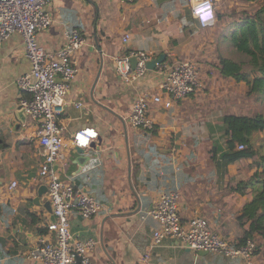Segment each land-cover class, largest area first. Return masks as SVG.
Wrapping results in <instances>:
<instances>
[{
	"label": "crops",
	"instance_id": "obj_1",
	"mask_svg": "<svg viewBox=\"0 0 264 264\" xmlns=\"http://www.w3.org/2000/svg\"><path fill=\"white\" fill-rule=\"evenodd\" d=\"M44 10L52 21L36 36L43 51L62 47L67 29H77L87 40L59 117L67 157L57 173L85 187L100 210L89 219L72 213L71 232L96 241L94 264H213L205 259L207 253L181 248L171 239L150 248L157 224L143 217L144 212L162 193L177 191L182 222L203 216L211 229L235 244L242 235L237 216L250 200L232 187L246 181L255 165L251 159L225 164L219 151L214 152L224 147L222 119L217 127L206 125L201 121L206 111L198 106L209 76L199 71L202 91L173 101L170 108L152 105L154 129L142 130L126 119L138 92H157V69L128 82L118 76L114 63V57L126 52L150 50L155 57L164 53L169 63L192 60V43L208 26L194 19L195 33L186 28L189 0H48ZM125 33L129 39L123 42ZM29 69L23 38L14 33L0 44V264H40L28 251L54 220L45 207L37 126L27 115L23 120L17 115L23 92L16 79ZM78 101L80 107L75 106ZM84 128L94 129L96 136L87 145L75 146L73 134ZM219 264L239 262L219 255Z\"/></svg>",
	"mask_w": 264,
	"mask_h": 264
},
{
	"label": "built area",
	"instance_id": "obj_2",
	"mask_svg": "<svg viewBox=\"0 0 264 264\" xmlns=\"http://www.w3.org/2000/svg\"><path fill=\"white\" fill-rule=\"evenodd\" d=\"M133 2L134 0H117ZM48 0H0V44L12 34L21 35L25 46V56L30 69L16 79V87L23 92L19 107L37 126L36 140L43 151L39 173L46 186L54 220L47 223V234L39 243L28 251V257L40 264H94L91 253L96 241L82 239L73 234L69 227V218L77 213L83 219H89L100 210V204L72 178H61L57 166L65 165L66 153L63 142L64 127L59 117L65 105L67 93L77 73V60L80 49L87 44L86 38L75 28L64 32L65 44L54 52H45L38 45L36 36L50 25L52 18L44 10ZM191 16L202 26H209L216 21L214 0H189ZM207 3L211 18L208 21L198 14V6ZM129 34L122 36L126 42ZM153 51H130L114 57L115 71L128 82L142 77L148 70L146 63L153 59ZM134 58V68L130 59ZM157 92L148 89L138 92L130 106L127 122L133 128L153 130L155 122L150 114V107L157 105L168 109L175 100L200 92L203 83L199 68L192 60L168 61L156 67ZM81 101L75 103L76 107ZM86 130L79 129L73 134V144L81 146L78 135ZM95 132V131H94ZM96 136V132H95ZM87 137L90 140L95 138ZM242 149L243 145H238ZM16 182H12L10 188ZM177 191L162 193L158 200L144 212L143 217L152 218L157 226L152 231L150 248L161 245L167 239L173 240L181 248L195 252L214 253L227 260H237L239 264H257L255 259L256 244L248 238L242 245L236 246L211 229L207 219L194 216L182 222L178 205ZM148 255L142 259L146 260Z\"/></svg>",
	"mask_w": 264,
	"mask_h": 264
},
{
	"label": "rangeland",
	"instance_id": "obj_3",
	"mask_svg": "<svg viewBox=\"0 0 264 264\" xmlns=\"http://www.w3.org/2000/svg\"><path fill=\"white\" fill-rule=\"evenodd\" d=\"M216 3L219 12H217V19L210 27H206L205 31L198 32V37L190 49L192 52L190 59L197 64L199 71L203 75L209 76L211 80L203 90L206 93L205 98L198 103V106L206 111L201 121H204L206 125L213 122L217 127L219 118L222 119L224 113L249 115L260 113L264 115V96L251 93L248 82L252 80L253 76L250 72L249 58L237 52L229 40L234 23L247 14L251 15L258 7L260 0H217ZM196 26L195 20L189 18L186 28L192 31L191 33H195ZM38 45L40 44L38 43ZM220 57L229 58L241 65L242 78L239 81L221 75L219 71ZM222 137L220 141L224 144L223 131ZM253 143L256 149L264 153V131L254 135ZM251 174L246 180L250 184L244 187L245 194L250 201L260 192V185L251 181ZM242 176L240 175V177ZM253 240L256 244V262L264 264V238L254 235ZM207 258L212 259L213 264H219L218 254L207 253L205 259Z\"/></svg>",
	"mask_w": 264,
	"mask_h": 264
},
{
	"label": "trees",
	"instance_id": "obj_4",
	"mask_svg": "<svg viewBox=\"0 0 264 264\" xmlns=\"http://www.w3.org/2000/svg\"><path fill=\"white\" fill-rule=\"evenodd\" d=\"M188 16L194 20L190 12ZM229 40L237 52L249 58L250 72L253 76L248 82L251 93L264 96V0H260L258 7L251 15L247 14L234 23ZM166 61L167 56L164 62ZM241 70L239 63L229 58H219V71L222 76L239 81L242 78ZM222 123L224 147L214 148V152L219 151V157L225 164H232L241 159H251L256 169L250 179L260 185V192L237 216L241 227L248 223L247 227H242V235L235 244L239 246L254 235L264 238V153L256 149L253 143L254 135L264 131V115L224 113ZM238 145H243V148L238 149ZM248 184L250 183L240 181L232 187V190L243 195L244 187Z\"/></svg>",
	"mask_w": 264,
	"mask_h": 264
},
{
	"label": "water",
	"instance_id": "obj_5",
	"mask_svg": "<svg viewBox=\"0 0 264 264\" xmlns=\"http://www.w3.org/2000/svg\"><path fill=\"white\" fill-rule=\"evenodd\" d=\"M165 56H166V55H165L164 53H161V54H159L157 57H154L153 59L149 60V61L146 63V65H145L146 69H147L148 71H152V70H154L159 64H161V63L164 62V60H165ZM130 61H131V65H132V67L134 68L135 63H136L135 59H134V58H131ZM17 115H18V117H19L20 119H22V120H23V118H25V115H26V114H25V110H24L23 107L19 108V111L17 112ZM76 151L79 152V153L82 152L81 149L78 148V147L76 148ZM43 188H44V190H46V186H44ZM41 194H42V193H41V190H39L37 200L39 199V197L41 196ZM35 202H37V201H35ZM45 207H46L47 209H49V207H50V204H49V201H48V200H47V202H46ZM50 210H51V207H50ZM203 253H206V252H203Z\"/></svg>",
	"mask_w": 264,
	"mask_h": 264
},
{
	"label": "clouds",
	"instance_id": "obj_6",
	"mask_svg": "<svg viewBox=\"0 0 264 264\" xmlns=\"http://www.w3.org/2000/svg\"><path fill=\"white\" fill-rule=\"evenodd\" d=\"M209 5L207 3L198 6L197 12L198 14H202L203 15V19L205 21L210 20L211 18V12L209 11ZM85 136L87 137H94L95 136V132L92 130H86L85 134H81L78 135V140L81 143V145H87L88 144V140L85 139Z\"/></svg>",
	"mask_w": 264,
	"mask_h": 264
}]
</instances>
